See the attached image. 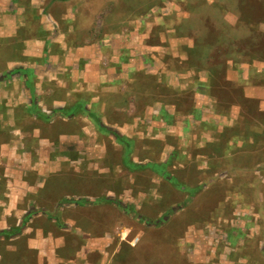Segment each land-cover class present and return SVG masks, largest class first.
Wrapping results in <instances>:
<instances>
[{
    "label": "rangeland",
    "instance_id": "obj_1",
    "mask_svg": "<svg viewBox=\"0 0 264 264\" xmlns=\"http://www.w3.org/2000/svg\"><path fill=\"white\" fill-rule=\"evenodd\" d=\"M202 1L195 0L192 8L202 5L215 16L226 9L233 14L238 12L240 23L232 19L233 28L218 27L220 36L234 48L239 50L241 45L233 39L252 45L255 36H264L257 30L252 34L257 21L261 19L264 23V0H217L214 6ZM107 2L110 10L115 11L111 12L115 15L111 21L138 20L135 26L142 22V32L146 31L145 18L152 7L159 9L166 5L163 0ZM203 8L196 15L203 14L202 24L211 29L221 17H213L208 11L210 19L206 18ZM159 11L154 10L146 19L153 24L147 28L154 32L155 41L161 33L160 27L165 25L161 21L168 25L172 23L168 20H173L168 16L164 20L154 18L160 15ZM261 31L264 32V24ZM208 37L210 33H203L198 40ZM206 43V47H201L205 55L208 47L215 45L214 40H206ZM188 69L186 67L185 71ZM225 71V67L217 71L216 80L211 83L212 91L219 90L211 111L219 114L224 123L188 122V127L194 128L186 130V135H178L179 131L171 128L161 132L156 126L150 136L139 123L132 132L119 136L112 130L103 131L97 115L95 119L92 117L94 124L79 118L72 125L58 119L50 124L39 117L40 122L26 118L27 129L37 125L41 128L40 138L48 137L52 141L44 146H31L28 140L29 145L20 147L19 154L30 155L32 151L37 160L59 161L60 170L65 172L61 180H55L58 176L43 180L35 174L27 178L29 184L41 183V194L31 193L26 183L22 189L25 194L18 199L19 208L36 204L41 210H32L30 215L40 213L42 216L32 221L27 219L25 227L15 234L18 237L0 236V264H37L39 251L28 246L29 239L35 238V230L30 229L36 227H41L45 234L52 231L66 236V247L58 251L66 258L81 255L86 245L84 237L91 232L95 236L114 237L116 244L112 243L111 250L125 237V244L114 262L109 258L110 264H264V98H243L244 85L236 80L234 72L237 70H231L227 80ZM258 73L250 83L263 89L264 76ZM136 79L138 98L131 101L137 103V111H141L147 94L170 95L165 98L177 106L179 116L167 118L169 127L179 126L185 130V120L197 111L193 108L192 89L187 87L176 97L174 89L160 87L156 78L146 77L145 71L137 72ZM146 89H149L147 94ZM129 101V96H124V100L116 96L107 98L111 113L119 102L126 106ZM111 113L107 114L108 120L113 119ZM119 116L122 120H133V114ZM153 119L157 121L159 117ZM196 119L203 121L200 116ZM27 131V138L31 139L32 130ZM71 134L77 136V141L69 140ZM116 142L118 149L114 147ZM108 155L110 159L104 162L103 156ZM66 157L74 160L69 171ZM69 202L81 205L67 207ZM54 217L60 227H56ZM70 219L76 220L77 226H73ZM16 223L17 217H11L10 226L17 229ZM136 238L137 247L130 248ZM46 249L47 252L52 250L49 246ZM93 259L101 261L97 255Z\"/></svg>",
    "mask_w": 264,
    "mask_h": 264
},
{
    "label": "crops",
    "instance_id": "obj_2",
    "mask_svg": "<svg viewBox=\"0 0 264 264\" xmlns=\"http://www.w3.org/2000/svg\"><path fill=\"white\" fill-rule=\"evenodd\" d=\"M166 1L163 0L165 6L159 9L152 7V11L147 13L146 31L142 32V22L135 26L138 20L129 18L111 21V17L115 16L111 12L115 11L110 10L107 0H0V236L18 237L15 234L20 232L22 226L25 227L27 219L32 221L42 216L40 213L30 215L32 210H41L36 204L19 208L18 199L25 194L22 189L28 177L35 174L46 180L58 176L55 180H61L65 172L60 170L59 161L37 160L32 151L31 156L19 154L20 147L29 145L28 140L32 142L31 146H44L46 142L52 141L48 137L40 138L41 128L37 125L27 129L26 118L37 120L39 117L50 124L60 121L72 125L79 118L94 124L92 117L95 119L97 115V122L103 131L112 130L119 136L132 132L139 123L145 126V133L150 136L156 126L161 128L158 129L161 132L171 128L179 131L178 135H183L186 130L194 128H189L188 122H208L210 125L224 123L219 114L211 111L212 102L217 100L219 94V90H211V83L215 82L216 73L222 67L226 68V80L231 70H237L234 72L236 80L244 85L241 92L243 98H264V88L254 86L251 84L254 81L250 80L259 71L261 77L264 76V36H255L252 45L233 39L241 45L238 50L220 36L218 28L220 25L233 28L230 25L232 19L240 23L238 12L233 14L226 9L221 15L215 16L202 5L192 8L195 0ZM216 2L202 1L214 3L213 6ZM190 7L192 11L189 13ZM202 8L206 11V18L210 19L208 13H212L213 17H221L216 20V25L211 23L214 25L211 29L202 24L203 14H199V17L196 15ZM154 10H160V15L154 17L156 19L173 17V20H168L171 24L161 21L165 25L160 27L157 41L152 38L155 37L154 32L147 28L153 24L146 20ZM262 24L261 19L257 21L252 34H256L257 30L258 34L264 35ZM203 33H210V37L199 41ZM206 40H214L215 45L209 46L208 54L205 55L201 47L207 46ZM186 67L189 68L187 71ZM143 71L146 77L156 78L160 87L174 89L176 97L187 87L192 89L193 108L197 111L185 120V130L179 126L169 127L167 118L179 116L177 106L166 99L170 95L147 94L149 89H146V101L140 106L141 111H137V103L131 99L138 98L135 91L136 74ZM110 96L123 100L124 96H129L132 104L129 101L128 105L123 106V102H119L114 107L115 112L111 113L107 102ZM229 105L232 106L233 102ZM110 113L113 119L108 120L107 114ZM125 113L133 114V120H122L119 115ZM198 115L203 121L196 119ZM155 116L159 117L157 121L153 119ZM27 130H32L31 139L27 138ZM76 137L71 134L69 140L75 142ZM117 142L115 149L120 147ZM66 159H69L66 162L69 163L66 167L69 171L74 160ZM107 159H110L109 155L103 156L104 162ZM27 186L31 193L36 192L37 195L38 191L41 194V183L36 186L27 183ZM109 194L114 192L109 191ZM66 199L68 201L70 198ZM69 203L67 207L80 204ZM65 209L70 211V208ZM13 216L17 217V229L10 226ZM54 221L57 224L56 218ZM70 222L77 226L76 220L70 219ZM56 227L60 226L57 224ZM40 228H29L35 230V238L29 239L28 246L39 251L37 264H110L125 244V237L120 238L114 250H111L112 243L116 244L114 237L95 236L89 232L84 237L86 245L80 251L81 255L66 258L59 253L66 247V236L55 235L52 231L45 234ZM136 240L130 243V248L137 247L134 244ZM46 246L52 250L47 252ZM95 255L101 261H94Z\"/></svg>",
    "mask_w": 264,
    "mask_h": 264
}]
</instances>
